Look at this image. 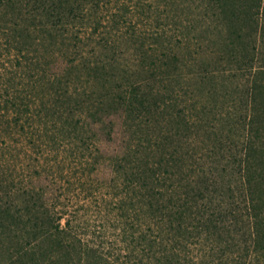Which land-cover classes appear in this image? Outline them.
<instances>
[{
  "label": "trees",
  "instance_id": "trees-1",
  "mask_svg": "<svg viewBox=\"0 0 264 264\" xmlns=\"http://www.w3.org/2000/svg\"><path fill=\"white\" fill-rule=\"evenodd\" d=\"M100 1L0 0L2 264H264V68L224 197L176 102L194 30L179 0H134L163 19L149 42ZM207 4L247 62L264 0ZM128 36L132 62L114 55Z\"/></svg>",
  "mask_w": 264,
  "mask_h": 264
},
{
  "label": "rangeland",
  "instance_id": "rangeland-1",
  "mask_svg": "<svg viewBox=\"0 0 264 264\" xmlns=\"http://www.w3.org/2000/svg\"><path fill=\"white\" fill-rule=\"evenodd\" d=\"M98 6L112 20L119 18L116 13H124L120 20L126 18L127 23L137 25L141 38L148 42L157 23L163 22L155 15H132L134 0H105V3L100 1ZM209 6L207 0H179L178 10L183 13L186 22L193 24L194 30L191 32L190 47L179 49L192 56L191 64L185 66L183 75L174 81V88L178 107H185L191 117L192 125L187 133L193 153H201L206 162L215 161L218 166V170L214 171L215 179L222 177L224 181H218L225 184L219 189L226 188L224 197H233L231 191L227 190V184H235L239 175L238 160L248 120L251 78L257 67L264 68V6L258 18V32L246 35L251 41L247 48V62L229 59L223 44L225 29ZM123 40L126 41L125 45L117 49L114 55L132 62L136 42L129 36ZM215 186L219 187L217 184ZM238 195L239 191L234 197ZM96 224L97 228L100 227L99 220ZM110 225L104 226V237L108 245H115L116 234ZM2 251L0 240V264L3 262Z\"/></svg>",
  "mask_w": 264,
  "mask_h": 264
}]
</instances>
